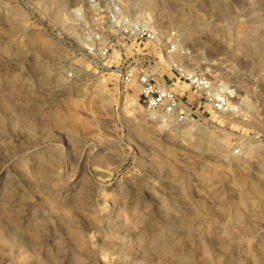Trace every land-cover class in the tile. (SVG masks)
<instances>
[{"label": "rangeland", "instance_id": "rangeland-1", "mask_svg": "<svg viewBox=\"0 0 264 264\" xmlns=\"http://www.w3.org/2000/svg\"><path fill=\"white\" fill-rule=\"evenodd\" d=\"M84 1L0 0V264H264V0H119L238 106L179 128L77 55Z\"/></svg>", "mask_w": 264, "mask_h": 264}, {"label": "built area", "instance_id": "built-area-1", "mask_svg": "<svg viewBox=\"0 0 264 264\" xmlns=\"http://www.w3.org/2000/svg\"><path fill=\"white\" fill-rule=\"evenodd\" d=\"M71 18L79 28L77 55L95 73L112 71L120 94L135 88L149 119L179 128L210 113L238 112L225 81L180 59L175 30L159 32L149 19L124 11L119 0H85Z\"/></svg>", "mask_w": 264, "mask_h": 264}, {"label": "bare ground", "instance_id": "bare-ground-1", "mask_svg": "<svg viewBox=\"0 0 264 264\" xmlns=\"http://www.w3.org/2000/svg\"><path fill=\"white\" fill-rule=\"evenodd\" d=\"M65 6L64 5H61V9H63ZM183 53V52H182ZM178 55H181V52L178 54ZM66 69V68H65ZM136 103H137V99H136ZM128 105V104H127ZM129 109H132L134 112L136 111V109L134 108V103L131 102L129 105H128ZM136 107V106H135ZM192 124V123H191ZM187 125V124H186ZM190 125V123H189ZM188 129V128H187ZM258 188V187H257ZM259 192V191H258Z\"/></svg>", "mask_w": 264, "mask_h": 264}]
</instances>
